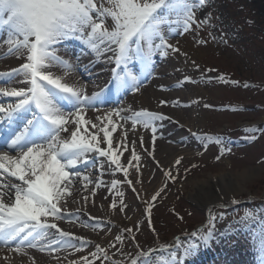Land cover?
<instances>
[{"label": "snow or ice", "instance_id": "1", "mask_svg": "<svg viewBox=\"0 0 264 264\" xmlns=\"http://www.w3.org/2000/svg\"><path fill=\"white\" fill-rule=\"evenodd\" d=\"M206 3L207 0H196L194 5H190L189 0H0V28L9 31L6 41L9 52L22 53L26 60L20 68L13 69L9 74H23L26 86L0 88V95L15 97L18 101L7 107L0 104V128L7 129L6 150L0 152V174L7 172L8 176L21 182L5 185L0 181V243L11 247L13 241H18L16 251H20L25 245L44 250L45 246L41 241L45 239V229H56L60 236L71 238V233L61 231L55 223L42 222L41 218H64L60 206L61 198L71 195V177L80 176L79 172L73 173L71 170L82 162L87 164L89 152L107 157L108 163L115 166L113 171H122L126 182L129 185L133 183L127 179L128 168L120 162L112 137L117 125L111 117L128 118L121 116L122 110L116 109L105 117L107 125L103 122L98 125L86 119L85 110L95 107L99 94L88 96L84 89L62 82L61 77L55 76L49 70L57 65L72 67L69 61L54 55L57 50L55 46L66 38L81 36L86 38L87 43L96 52L101 51V45L109 51L114 50L115 64L120 71L114 70L113 83L118 89H127L130 86L129 81H132L138 90L140 81L137 76L131 72L121 75L124 71L121 66H126L130 59L138 56L148 68L155 52H159L163 57L168 55L169 49L179 52V48L168 43L164 26L170 22V15L166 14L179 9L183 15L184 30L187 31L193 24L199 26L200 23L207 22H197L193 10L194 7L205 6ZM108 18L111 23H108ZM110 45L114 46V49L109 47ZM190 79L185 77V81ZM60 100L71 104L74 111L66 114L62 110ZM161 103L166 104L167 101ZM33 106L38 109V113H34L30 119H25L23 114L32 111ZM165 118L147 110H141L131 117L133 127L138 121H143L145 127L151 126L153 148L157 139V127L152 122ZM16 120H23V126L12 127ZM95 120L101 118L95 117ZM88 126L96 131L89 132ZM62 133H69L70 138H66ZM100 133H103L102 137ZM201 139L208 141L212 137L205 135ZM101 141L107 145L106 148L100 147ZM140 142L143 144L142 137ZM215 142L222 143L219 138H216ZM119 147L127 151L125 144L121 143ZM10 152L19 154L13 156L9 155ZM149 154L151 155V152ZM139 160L140 157L133 147L128 166L137 167L138 171ZM134 161L137 162L136 165L133 164ZM175 163L179 165L181 159L178 158ZM165 175L175 179L171 171ZM83 179L91 182L88 176ZM102 183L98 181L97 186ZM118 183L120 181L113 180L112 188ZM5 188L8 192L14 190V201L8 196V192L4 191ZM162 191L163 188L147 202L149 224L151 208ZM6 196L8 203L4 202ZM84 200L87 202V197ZM111 207L115 209L116 203L113 202ZM125 207L127 206L122 204L119 210L123 212ZM214 220L215 218L211 221L213 225ZM124 231L131 234L133 229ZM192 235L197 237V233ZM212 235L213 232L208 231L199 235L198 239L207 241ZM123 239V235L115 237L118 243H123ZM257 239L259 250L264 254V225ZM112 247H115V244ZM195 247V244L184 246V255L190 254ZM47 248L54 250L51 242L47 244ZM96 248L97 251L90 254L92 260L81 257L70 264H93V261L100 257L108 259L106 249L99 245H96ZM148 255L139 253L137 258L131 260V264H147ZM176 258L174 256L173 260Z\"/></svg>", "mask_w": 264, "mask_h": 264}, {"label": "bare ground", "instance_id": "2", "mask_svg": "<svg viewBox=\"0 0 264 264\" xmlns=\"http://www.w3.org/2000/svg\"><path fill=\"white\" fill-rule=\"evenodd\" d=\"M8 38L9 31L0 28V77H2L0 88L25 87L23 74L9 75L13 69L20 68L26 60L22 53L9 52V45L6 43ZM55 47L57 50L54 55L66 57L72 67L57 65L49 70L55 76L61 77L62 82L84 89L88 96L99 94L95 104L101 103V106L95 105L94 108L86 109V119L98 125L102 122L107 125L105 117L116 109L122 110L121 116L128 118L111 117L117 125L112 137L120 162L128 168L127 179L133 183L129 185L126 182L122 171H113L115 166L108 163L107 157L89 152L87 164L82 162L71 170L73 173L79 172L80 176L71 177L73 180L71 195L61 198L60 206L64 218L55 220L51 217L41 218L42 222L55 223L61 231L71 233V238L60 236L56 229H45V239L41 241L45 246L44 250L25 245L20 251H16L18 241H13L11 247L0 243V264H70L81 257L92 260L90 254L97 251L96 245L109 249L116 243L117 235L128 234L125 229H139L142 223L139 212L147 213V202L151 197L162 188L163 191L155 203H159L167 196L169 177L165 173L171 171L172 174L179 167L205 155L208 141L201 137L216 135L209 133L207 125L208 116L205 111L216 108L211 103L205 104L207 97L209 98L204 86L207 79L199 77L198 70L184 58L180 51L183 52L181 45L175 46L180 47L179 52L169 49L166 57L155 52L148 68L138 56L130 59L126 66H121L124 68L121 75L131 72L137 76L140 81L138 90L132 81H129L130 86L127 89H118L113 83L114 70L120 71L115 64L114 50L109 51L101 45V51L96 52L87 43L86 38L81 36L66 38ZM109 47L114 49V46ZM185 77H190V81H185ZM113 89L116 91L114 96L119 99L114 105L109 104L114 101L109 94ZM161 101L167 103L162 104ZM17 102L15 97L0 95V104L5 107ZM60 104L66 114L74 111L72 105L66 101L60 100ZM141 110L166 117L152 122L157 127L154 148L151 126L145 127L143 121H138L133 127L131 117ZM30 112L38 113V109L33 106ZM30 112L23 114L26 119L32 118ZM95 117H100L101 120H95ZM88 131L94 132L96 129L88 126ZM62 135L70 138L69 133ZM100 135L102 137L103 133ZM141 137L143 144L140 142ZM121 143L127 146V151L119 147ZM100 147L106 148L107 145L101 141ZM133 147L140 157L138 171L137 167L128 166ZM18 154L9 153L13 156ZM178 158L181 159L179 165L175 163ZM133 164L136 165L137 162L134 161ZM251 175H254V171H243L237 176V181L227 173L212 175L209 178L210 185L198 183L195 187L196 193L190 194L189 200L201 208H205L209 203L226 202L230 194L237 189L238 181L249 179ZM84 176H88L91 182L84 180ZM113 180L120 181L115 188L111 186ZM0 181L5 185L21 183L15 177L8 176L7 172L0 174ZM98 181L103 183L97 186ZM4 191L8 192V189L5 188ZM8 196L14 201V190L8 192ZM8 196L4 197L5 203L9 202ZM85 197L87 202L84 200ZM113 202L116 203L115 209L111 207ZM122 204L127 206L123 212L119 210ZM49 242L54 246V250H48Z\"/></svg>", "mask_w": 264, "mask_h": 264}, {"label": "rangeland", "instance_id": "3", "mask_svg": "<svg viewBox=\"0 0 264 264\" xmlns=\"http://www.w3.org/2000/svg\"><path fill=\"white\" fill-rule=\"evenodd\" d=\"M193 10L197 22H207L185 31L177 9L166 14L164 29L168 43L181 45L184 58L207 79L205 104L216 107L205 111L207 125L216 135L205 155L172 173L166 198L151 208V223L140 211L139 229L93 264H131L141 252L149 254L147 264H264L257 239L264 225V0H207ZM243 171L254 175L238 181L226 202L201 208L189 200L198 183L210 185L212 175L227 173L237 181ZM208 231L210 239H198ZM189 244L196 247L184 255Z\"/></svg>", "mask_w": 264, "mask_h": 264}]
</instances>
